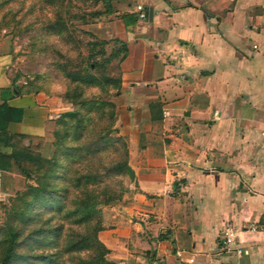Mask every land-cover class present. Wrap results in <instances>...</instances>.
Returning <instances> with one entry per match:
<instances>
[{
	"label": "crops",
	"instance_id": "obj_1",
	"mask_svg": "<svg viewBox=\"0 0 264 264\" xmlns=\"http://www.w3.org/2000/svg\"><path fill=\"white\" fill-rule=\"evenodd\" d=\"M91 30L127 46L112 101L124 112L134 173L101 231L112 264H264V0H111ZM142 5L151 18H138ZM103 27L98 28V27ZM0 40L1 90L13 89ZM7 97L23 109L11 134L48 136L65 100L42 90ZM52 127V128H51ZM9 153V146H0ZM233 223L245 250L220 238ZM253 222L257 231L243 232ZM150 223H152L150 225Z\"/></svg>",
	"mask_w": 264,
	"mask_h": 264
},
{
	"label": "rangeland",
	"instance_id": "obj_2",
	"mask_svg": "<svg viewBox=\"0 0 264 264\" xmlns=\"http://www.w3.org/2000/svg\"><path fill=\"white\" fill-rule=\"evenodd\" d=\"M104 10V0H0V40L10 43L13 80L22 85V92L60 96L68 111L79 112L60 117L48 136L6 140L9 152L13 149L17 155L0 170V264H29L23 258L5 259L9 224L19 230L17 254L28 255L30 264L93 261L95 248L77 243L88 228L77 206L82 199L95 202L94 221L102 226L99 237L113 224L107 218L109 208L134 183L126 172H107L115 162L127 161V148L115 127L124 112L112 101L120 45L113 39L101 44L103 39L91 31L109 20ZM69 153L75 155L66 159ZM84 174L87 177L81 178ZM43 189L48 191L41 197L37 192ZM109 195L120 198L108 201ZM54 227L60 229H47ZM33 228H42L44 235L29 237ZM103 258L109 260V255Z\"/></svg>",
	"mask_w": 264,
	"mask_h": 264
},
{
	"label": "trees",
	"instance_id": "obj_3",
	"mask_svg": "<svg viewBox=\"0 0 264 264\" xmlns=\"http://www.w3.org/2000/svg\"><path fill=\"white\" fill-rule=\"evenodd\" d=\"M104 2H105V10L103 13H106V14L112 13L111 5H110L111 0H104ZM113 41L119 42L120 51L122 52V56L120 57V60H122L127 53V46L124 42H121L118 39H114ZM108 42L109 41L107 40L100 41L101 44H107ZM91 67L95 69L97 67V64L95 62H92ZM119 83H120V80L118 79L117 80L118 87H119ZM13 89H15L16 92H10V90H1V97H3V102L0 104V146H10L11 147V144L7 143L6 140L13 136H20L16 134H11L7 130L9 122H20L23 117V109L10 106L6 101L7 98H5L4 95H2L4 94V92H8L7 97L9 98L15 94L20 93V89H18L14 81H13ZM78 113L79 112L77 110L67 111V112H64L62 115H60L59 118L63 117L64 115H78ZM59 118L57 119V121L59 120ZM70 150L74 151L76 150V148L75 149L71 148ZM89 150H90V145L87 147L85 146V149H84L85 156L81 155V157H83L82 158L83 160L86 159V157H88L86 153L89 154L90 152ZM15 155H17V153L13 149L9 153L3 152L0 150V170H5L7 168L8 163L10 162L9 160L13 159L15 161V157H16ZM74 155H75L74 153H71V154L69 153L67 154L66 159H70V156L74 157ZM126 155H127V151H125V156ZM107 172L109 173L114 172L116 174L126 172L131 178H134V173L132 169L129 167V165L127 164V161L115 162L114 164L110 165L109 168H107ZM83 177L85 178L87 177V175L84 174L81 176V178ZM86 179H90V178H86ZM44 191H48V190L47 189L39 190L37 194H39L42 197L44 195H41V194ZM119 198H120L119 196H115V195L107 196L108 201L119 199ZM76 211L82 212V214H84L83 217L85 218L86 223L88 224V228L86 230V233L77 239L78 241L75 240V243L77 241L78 244L90 246L92 248H95L94 250L96 251L95 252L96 257L93 259V261H90L89 263L82 261L80 262V264H112L109 260H106L103 258L105 254L109 253V249L104 245V243L99 239L97 235V233L102 229V226L100 222L94 221L95 220L94 218L96 217L95 214L97 213L95 202H93V200L91 201L90 199H87V200L82 199L80 205L77 206ZM26 215L27 214H25V216ZM47 229L49 230V232L52 233L54 231L56 232V230L60 228L54 227V229L52 228L50 229L47 228ZM33 230L34 232H32L29 237H33L34 235H37L38 233L40 235H44L42 228H38V229L33 228ZM18 239H20L19 230L15 229L9 224V227H8L9 244L6 249L5 259L13 262V261L19 260L20 258H23L27 263L30 264L31 261L28 255L20 256L19 254H17V246L19 243Z\"/></svg>",
	"mask_w": 264,
	"mask_h": 264
},
{
	"label": "built area",
	"instance_id": "obj_4",
	"mask_svg": "<svg viewBox=\"0 0 264 264\" xmlns=\"http://www.w3.org/2000/svg\"><path fill=\"white\" fill-rule=\"evenodd\" d=\"M136 12L138 13V18L141 20H144L147 18V12L145 11L144 7L142 5L136 6ZM257 225L253 222H250L248 224H244L241 228V231L243 232H254L257 231ZM239 242L237 230L235 228V225L231 222L227 223L223 230L222 235L220 238V244L221 248L223 250L228 251H236L238 253L245 252L244 249L238 248L235 245Z\"/></svg>",
	"mask_w": 264,
	"mask_h": 264
},
{
	"label": "water",
	"instance_id": "obj_5",
	"mask_svg": "<svg viewBox=\"0 0 264 264\" xmlns=\"http://www.w3.org/2000/svg\"><path fill=\"white\" fill-rule=\"evenodd\" d=\"M148 15H149V17L151 18V16H152V10L151 9H149V11H148V13H147Z\"/></svg>",
	"mask_w": 264,
	"mask_h": 264
}]
</instances>
